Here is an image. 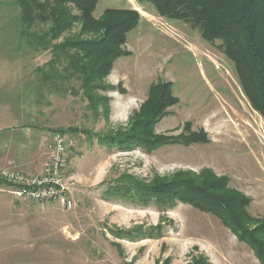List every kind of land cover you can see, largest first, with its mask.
<instances>
[{
    "label": "rangeland",
    "instance_id": "1",
    "mask_svg": "<svg viewBox=\"0 0 264 264\" xmlns=\"http://www.w3.org/2000/svg\"><path fill=\"white\" fill-rule=\"evenodd\" d=\"M119 8L137 11L140 21L126 37L123 49L129 55L114 62L104 81L114 87L101 93L108 111L100 109L95 118L80 92L62 96L38 90L37 70L51 54L20 35L16 0H0V61L10 64L5 95L12 109L13 159L17 163L36 154V169L9 170L41 176L54 133L76 142L63 168L70 210L60 203L19 200L0 179V264H260L221 218L191 204L174 199L144 205L104 197L122 175L146 185L178 177L208 184L213 176L225 179L228 192L249 200L247 215L264 220V119L245 97L220 42L210 44L189 25L159 16L147 0H98L93 16ZM79 28L75 25L59 42ZM164 83L177 102L165 108L153 129L173 139L170 144L149 152L120 151L102 142L123 132L149 88ZM3 204H10V211ZM258 224L244 226L253 230ZM137 229L142 237H125L124 232Z\"/></svg>",
    "mask_w": 264,
    "mask_h": 264
},
{
    "label": "trees",
    "instance_id": "2",
    "mask_svg": "<svg viewBox=\"0 0 264 264\" xmlns=\"http://www.w3.org/2000/svg\"><path fill=\"white\" fill-rule=\"evenodd\" d=\"M147 1L159 16L189 25L210 44L220 42L219 49L233 63L245 97L264 119V0ZM97 3L98 0H16L20 35L29 46L51 54L44 69L37 70L38 90L41 87L48 94L62 96H76L80 92L86 110L95 118L100 109L108 111L107 98L102 94L114 87L106 86L104 81L114 62L129 55L123 49L126 37L140 21L138 12L131 9H106L96 19L93 13ZM75 25L80 26L78 33L59 42ZM74 84L78 85L77 90ZM176 102L169 83L152 85L127 128L103 138L102 142L120 151L136 147L149 152L170 144L173 139L155 135L153 127L165 108ZM207 182L197 184L195 179L178 177L146 185L122 175L108 186L104 197L144 205L176 199L191 204L221 218L239 241L253 250L259 263L264 264V220L247 215L249 200L228 192L223 186L225 179L211 176ZM255 220L260 223L255 229L244 226ZM140 231L124 232L125 237H142L136 235Z\"/></svg>",
    "mask_w": 264,
    "mask_h": 264
},
{
    "label": "built area",
    "instance_id": "3",
    "mask_svg": "<svg viewBox=\"0 0 264 264\" xmlns=\"http://www.w3.org/2000/svg\"><path fill=\"white\" fill-rule=\"evenodd\" d=\"M74 139L54 133L47 146V168L41 176H30L15 170H5L0 179L9 186V193L22 201L60 203L70 210L73 204L63 174L65 160L75 148Z\"/></svg>",
    "mask_w": 264,
    "mask_h": 264
},
{
    "label": "crops",
    "instance_id": "4",
    "mask_svg": "<svg viewBox=\"0 0 264 264\" xmlns=\"http://www.w3.org/2000/svg\"><path fill=\"white\" fill-rule=\"evenodd\" d=\"M1 55L4 56V58H6L5 52L4 54ZM6 66L10 68L9 60H8V65H6L5 61L3 62L0 61V73H2L3 76V78H0V172L9 170L13 166L24 168L27 171H30L36 169L35 168L36 154L34 157H30V158H27L25 156L23 157V159H21V161L20 160L17 161V163L16 160L13 159V152H12L13 146H12L11 131H10L12 109H11L10 97L8 96V98H6L5 95L6 93H8L7 90L10 88V86L8 87L6 86V83L11 81L6 80V72H7ZM24 136L26 137V134H24ZM10 207H11L10 204L9 205L3 204L2 209L10 211Z\"/></svg>",
    "mask_w": 264,
    "mask_h": 264
}]
</instances>
